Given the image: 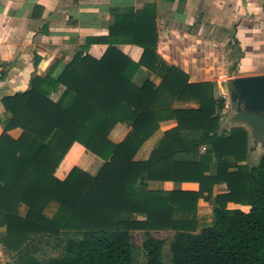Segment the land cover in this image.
<instances>
[{"label": "trees", "instance_id": "16d2710c", "mask_svg": "<svg viewBox=\"0 0 264 264\" xmlns=\"http://www.w3.org/2000/svg\"><path fill=\"white\" fill-rule=\"evenodd\" d=\"M111 16L107 37L87 39L60 73L36 71L26 91L1 98L0 244L12 264H135L137 231L146 264H264V154L250 163L248 130L221 128L226 99L213 82H190L158 54L154 4ZM92 44L107 45L100 58L88 54ZM121 44L140 47L139 61ZM141 67L159 83L137 86ZM169 120L175 126L162 131ZM75 143L83 152L60 179L56 171ZM94 158L103 165L92 176ZM154 182L198 189L158 190ZM201 199L211 206L210 225L198 218ZM162 231L173 233L168 262L165 241L152 235ZM42 240L62 252L39 259Z\"/></svg>", "mask_w": 264, "mask_h": 264}, {"label": "crops", "instance_id": "0c3cea01", "mask_svg": "<svg viewBox=\"0 0 264 264\" xmlns=\"http://www.w3.org/2000/svg\"><path fill=\"white\" fill-rule=\"evenodd\" d=\"M146 4L156 6L158 54L167 64L185 72L190 82L211 81L220 97L224 96V80L264 74V0H245L244 3L243 0H0V67L3 68V78L0 79V135L3 130L1 122L6 116L2 97L26 91L36 71L41 75L48 71H52L53 75L60 73L87 39L107 37L113 19L112 11L141 9ZM230 31L238 45L231 57L224 46L231 40H226ZM117 47L136 62L142 55V49L136 45L121 44ZM106 49L107 45L92 44L88 54L100 58ZM35 55L39 58L36 66ZM233 56H236V65L235 59H231ZM146 79L156 84L160 80L141 67L133 82L141 86ZM60 93L53 94V100H57ZM198 106L196 102L174 104L179 109H195ZM175 124L174 120L162 122L161 130L170 129ZM9 134L16 138L20 130H12ZM82 152L81 145L73 144L59 165L56 176L63 179ZM102 165V160L94 158L87 172L95 176ZM151 184L158 190L198 189L195 183ZM223 190L224 184L215 186L214 194ZM202 204L207 203L201 199L198 205ZM229 207L236 206L230 204ZM19 210L20 216L24 217L27 208L22 205ZM200 214L198 211V218Z\"/></svg>", "mask_w": 264, "mask_h": 264}, {"label": "water", "instance_id": "95a60500", "mask_svg": "<svg viewBox=\"0 0 264 264\" xmlns=\"http://www.w3.org/2000/svg\"><path fill=\"white\" fill-rule=\"evenodd\" d=\"M222 89L229 115L221 128H246L248 156L258 153L259 158L264 154V74L228 78L222 82Z\"/></svg>", "mask_w": 264, "mask_h": 264}, {"label": "rangeland", "instance_id": "374dc122", "mask_svg": "<svg viewBox=\"0 0 264 264\" xmlns=\"http://www.w3.org/2000/svg\"><path fill=\"white\" fill-rule=\"evenodd\" d=\"M231 31L228 32L227 35V39L231 40L229 42H227L226 44H224V46L226 47V51L228 52L227 55L228 56H232L234 55V50L237 48V43H235L233 37L231 36ZM223 41L225 40L224 38L222 39ZM222 41V43H224ZM234 43V44H233ZM236 45V46H235ZM233 49V50H232ZM230 56V57H231ZM232 61H234L235 57L233 56ZM232 73V71H231ZM236 77V76H235ZM223 91V89H222ZM224 95V94H223ZM228 108H225L222 111V116H223V122L226 119V117L229 115V111H227ZM258 153H256L254 156H252V158L250 159V163L252 164H256L258 162ZM206 202V201H205ZM207 203V202H206ZM209 204V203H207ZM207 204H202V205H198V211H200V223L201 225H210L211 221H212V209L210 208V206H208ZM20 209V208H19ZM52 211V208H50L49 210H47V214H50ZM21 213V211L19 210V214ZM3 230L0 229V233ZM134 235V242L136 245V251H135V264H146V258L144 255V251L141 249V244H142V240H143V232L141 231H137L133 233ZM155 238H159V239H163L165 241V244L163 246V257L164 260L166 262L169 261V256H170V241L172 239V232H168V231H162V232H154L152 234ZM62 245H58L54 240H42L38 246V251L36 253V256L41 259V260H45L47 258L53 257V256H58L62 251ZM13 260L11 258V254L8 253V251L0 244V264H12Z\"/></svg>", "mask_w": 264, "mask_h": 264}, {"label": "built area", "instance_id": "2783aa9c", "mask_svg": "<svg viewBox=\"0 0 264 264\" xmlns=\"http://www.w3.org/2000/svg\"><path fill=\"white\" fill-rule=\"evenodd\" d=\"M3 71V68L2 67H0V74H1V72Z\"/></svg>", "mask_w": 264, "mask_h": 264}]
</instances>
